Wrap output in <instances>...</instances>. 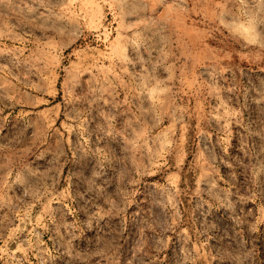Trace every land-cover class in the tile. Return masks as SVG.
I'll return each mask as SVG.
<instances>
[{"label": "rangeland", "instance_id": "374dc122", "mask_svg": "<svg viewBox=\"0 0 264 264\" xmlns=\"http://www.w3.org/2000/svg\"><path fill=\"white\" fill-rule=\"evenodd\" d=\"M0 264H264V0H0Z\"/></svg>", "mask_w": 264, "mask_h": 264}]
</instances>
